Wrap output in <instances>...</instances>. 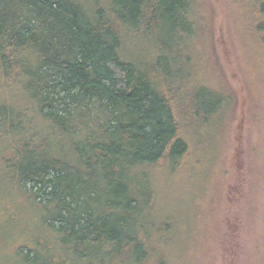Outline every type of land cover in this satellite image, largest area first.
I'll use <instances>...</instances> for the list:
<instances>
[{"label":"trees","instance_id":"16d2710c","mask_svg":"<svg viewBox=\"0 0 264 264\" xmlns=\"http://www.w3.org/2000/svg\"><path fill=\"white\" fill-rule=\"evenodd\" d=\"M228 2L264 51V0ZM204 17L200 0H0V183L49 235L20 264H166L149 176L203 161L236 103L196 79Z\"/></svg>","mask_w":264,"mask_h":264},{"label":"rangeland","instance_id":"374dc122","mask_svg":"<svg viewBox=\"0 0 264 264\" xmlns=\"http://www.w3.org/2000/svg\"><path fill=\"white\" fill-rule=\"evenodd\" d=\"M200 2L205 23L195 44L196 79L235 91L236 103L197 166L184 161L177 170L150 174L153 219L173 215L160 253L166 264H264V51L241 34L228 0ZM28 196L0 183V264H20V245L49 236L36 228Z\"/></svg>","mask_w":264,"mask_h":264}]
</instances>
